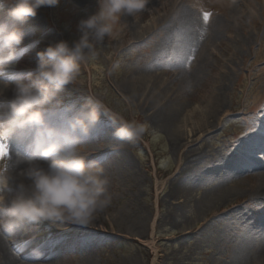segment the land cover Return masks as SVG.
<instances>
[{
    "label": "bare ground",
    "instance_id": "6f19581e",
    "mask_svg": "<svg viewBox=\"0 0 264 264\" xmlns=\"http://www.w3.org/2000/svg\"><path fill=\"white\" fill-rule=\"evenodd\" d=\"M75 1L78 5L91 2V0ZM183 1L185 0L180 2L179 0H157L156 3L149 0L143 11L136 13L134 16H129L132 19L137 18L138 15L140 19L148 17L150 18L149 24L140 27L132 22L129 29L132 32L131 35L137 39L159 36L161 43L157 46L159 48L155 51L157 52L155 58L160 62H165L163 59L168 60L169 62L165 66L170 70H178L177 68L182 64L185 51L190 53L194 51L197 59L190 70L185 71L183 69V71L179 70L177 73L171 74L172 79L170 81L176 82L179 90L181 88L185 91L187 89H200L198 86L202 87L206 83L204 79L211 70L216 71L213 81L215 88L199 94V97L194 99L198 107L191 109L189 112V118L195 119L199 116V121H202L201 127H207L209 124L215 125L217 117L226 113L223 101L226 93L225 89L229 85L236 64L238 65V61H243L244 46L249 45L251 37L255 36L252 29H250V32H246L243 31L242 26H247L245 25L246 20H253L255 14L263 9L264 5L259 1L258 3L256 1L250 3V0H215L217 4L221 2L223 6L220 8L221 10L218 9V13L209 17L207 23H204L203 19L194 16L185 8ZM0 14V21L5 20L6 9L3 12L0 11ZM254 24L256 26L257 22ZM236 26L239 28L236 29ZM17 27L27 33L37 31L34 17H30L25 24L17 25ZM239 29L243 32L238 34ZM201 36L203 37L202 41H200ZM226 37H228L229 44L224 46L225 49L223 50L231 52H228V57H226L224 51L219 53L215 49L218 47L217 43L220 42V45H222L221 41L227 42L224 40ZM23 43L26 44L28 49L23 58L28 60V62L25 61L27 66L22 67L24 61L20 59L15 70H20L23 73L29 71L35 73L37 68H35L34 63L32 64V60L36 57L30 54L34 53L36 55L38 50L36 44L38 42L33 37L27 38ZM228 65L233 67V70L232 68L228 70L226 68ZM141 73L131 78L130 82L126 81L123 87L132 90L135 96H142L144 91L148 89L149 93L145 97L146 101H144V104H140L141 109L145 114L152 111L150 119L153 124L156 127L163 126L174 135V143H172L174 150L181 149V147L185 148L180 157L176 152L177 157L181 158L180 164L175 180L162 197V203L166 206V211L158 220L160 225L162 227L169 226L171 229L175 228L179 215L185 212L184 210L192 201V195L197 194L201 187L205 186L206 189L201 199L195 201L197 215L201 218L204 216V218H200L201 221L197 230L193 231L194 222L191 229L188 228L192 231L190 235L194 238L209 241L207 249H210V251L207 254H210L214 261H220L218 255L223 251L222 264H264V214L261 217L263 219H259L260 214L255 208L257 205L264 204V155L260 158H253L255 160H251L252 165L246 163L250 160L239 159L241 151L250 145L249 143L255 141L262 147L257 150L264 154V134L253 131V129L259 127L260 123L264 122V108L259 112L261 118H263L262 121L256 119V123H247L246 130L238 131L237 137L228 142L230 148L226 152L214 153V149L210 151L211 159L207 166L201 169L198 166V159L202 155L206 157V149L201 143L203 139H200V135L196 136L197 130L184 131L180 125L181 110L185 109V104L177 105V101L170 100L171 97H167L164 93L165 89L160 91L161 96H164V101L161 103L160 99L158 100V95H154L157 90L155 85L159 88L160 85L165 83L159 76L150 71L143 70ZM76 101H65L62 104H75L79 107L80 102ZM158 104L161 107L154 111L155 105ZM202 104H205V106L199 107ZM58 115V113L46 114V119L51 124H58L60 120L56 119ZM100 118H102L101 115ZM106 119L107 117L104 116L92 129L89 140L81 146V154L85 155L87 159L101 161L106 170L105 175L109 179L108 189L117 191L119 186L125 185L121 195H124V193L128 195L130 189L133 188L132 182L136 176L131 173L130 161L126 155L127 142L118 141L112 136L113 126ZM188 122V119H185L184 125L187 126ZM201 133L203 134V132ZM205 137L208 140L211 139L210 135ZM25 143L26 141L24 143L12 141L10 147L12 150L23 152ZM249 170L252 172L248 179V182L251 183L249 190H243L239 200L232 201L228 208L216 210L222 206L221 204L227 203L234 196L233 188L240 183L236 180L242 175H246ZM210 173L215 178L206 180L205 175ZM232 204L234 205L230 207ZM243 207L251 210L252 222L248 221ZM101 215H105V217L102 216L103 220L106 219L110 223L112 233H106V230L99 229L94 225L101 222ZM197 218L195 216L196 223L198 222ZM115 225L122 231V236L124 234L125 238L134 239L138 242L141 241L140 238L146 235V232L150 231L152 235L155 232V220H152L150 216H144L139 209L132 212L129 199L113 211L109 206L104 213L99 214L92 223L86 226L61 225L52 227L48 224H39L21 227L12 233L0 231V264H35V250L43 253L38 264H64V260L68 264H99L97 260L100 257L98 256V248L88 246L87 241L84 239L76 240V235L81 231L96 237L99 235L116 237L118 235L113 231ZM183 225L185 226L184 223ZM131 234H134L133 237L135 238H130L132 237ZM147 245L155 251L156 248H154L153 242H149ZM76 250H78L77 254L79 255L77 259L70 254V252ZM128 261L125 262L128 263ZM151 264H155V262L152 261Z\"/></svg>",
    "mask_w": 264,
    "mask_h": 264
},
{
    "label": "rangeland",
    "instance_id": "374dc122",
    "mask_svg": "<svg viewBox=\"0 0 264 264\" xmlns=\"http://www.w3.org/2000/svg\"><path fill=\"white\" fill-rule=\"evenodd\" d=\"M156 1L153 0V2ZM253 1L257 3L259 1L264 5L263 0V2L261 0H250L249 2L254 3ZM183 4L190 13L201 19H203V13L208 12L210 16H213L223 6L221 2L217 4L215 0H185ZM96 9V0H91L90 3L85 5H78L75 0H59L58 5L55 7H41L37 10V14L34 17L37 31H34V33L32 31L28 33L24 32L23 41L34 37V40L38 42L36 44L38 46L37 52L44 50L50 43L59 41L71 43L80 36L78 22L95 12ZM3 10L5 9H0L2 12ZM136 17L134 19L129 16L121 17V20L115 26L113 36L110 38L106 37L103 42L96 45L97 55L94 58H90L86 64L81 65L80 75L76 82L72 86H66L58 94L57 99L62 103L77 100L76 102H80L81 105L84 103V96L95 97L102 102L104 110L118 113L126 120H135L146 125V132L140 140L126 143V155L130 161L131 173L136 176L132 182L133 188L130 189L128 195L125 193L121 195V191L125 185L119 186V190L117 191L111 189H108V191L111 197L110 208L112 211L130 199L132 212L139 209L144 216H150L152 220H155V232L153 235L150 231L146 232V235L140 238L141 241L138 242L134 239L125 238L124 234L122 236V231L115 225L113 231L118 235L116 237L110 235H99L96 237L79 231L80 233L76 235V240L84 239L87 241L86 244L88 246H96L98 248V256L100 257L97 260L99 264H151L152 261L155 264H222L223 251L218 255L220 261H214L213 257L207 254L210 251V249H207L209 241L207 239L202 240V238L192 237L190 235L192 231L188 230V228L191 229L193 222L195 223L192 226L193 231L199 228L201 216L199 217L196 213L195 201L201 199L206 189L205 186H202L197 194L194 193L192 195V201H190L189 206L184 210L185 212L179 215L175 228L171 229L169 226L162 227L160 225L158 220L166 211V206L162 203V197L169 189L173 180H175L181 159L179 157L185 148L181 147V149H177L179 151L174 150L172 145L174 143V135L163 126L159 125L156 127L153 124L150 119L152 111L145 114L143 109H141L140 104H144V101H146L145 97H147L149 90H145L142 96H135L132 90L125 89L123 85L126 84V81L130 82L131 78L136 74H142L141 71L143 70L150 71L162 79L165 84L160 85L159 88L155 85L157 90L154 92V95H158V100L160 99L162 103L164 96H161L160 91L165 89L164 93L167 97H171L170 100L177 101V105L181 103L185 104V109L181 110L180 125L184 131L197 130L196 136L200 135V139H203L201 143L204 149H206V157L202 155L198 159V166L201 169L205 168L211 159L210 151L214 149V153L226 152L230 148L228 142L237 137L238 131L246 130L247 123H256V119L263 120L259 112L264 108V105H262L264 104V7L255 14L253 20H246L247 24L245 23V25L247 26H242L243 31L246 32H250V29H252L255 36L252 34L254 37H251L249 45L244 46L243 61H238V65L236 64L229 85L225 89L226 93L223 101L226 113L219 115L217 121L214 119L216 121L215 125L209 124L207 127H201L202 121H199V116L195 119L189 118V112L191 109L198 107L194 99H197L199 94L215 88L213 81L216 71L214 69L211 70L206 79H204L206 83L202 87L199 85L198 88L200 87V89L198 90L187 89L185 91L182 88L180 90L177 89V83L170 81L172 79L171 74L177 73L179 70L183 71V69L189 71L197 56L194 51L191 53L185 51L182 64L177 68L178 70L174 71V69L170 70L166 68L165 65L169 62L168 60L163 59L165 62L161 61V63L155 58L157 54L155 51L158 50L157 48L159 47L157 46L161 43L159 36H148L143 39H137L131 35L132 32L129 28L132 22L140 27L149 24L150 18L145 17L140 19L139 15ZM255 22H257L256 26ZM238 26L240 27V25ZM238 26H236V29L239 28ZM240 29L237 31L238 34L243 32ZM258 33L259 35L257 36ZM202 39L203 37L201 36L200 41ZM224 40L227 42L221 41L222 45H220V42L219 44L217 43L218 47L215 49L219 53L224 51L227 55L226 57H228V52H231L223 50L225 49L223 47L229 44L228 37L224 38ZM19 47L26 48V44L22 43ZM30 55L36 57L34 53ZM24 56L25 54L20 58L24 61L22 67L27 66L26 63L28 62V60L23 59ZM33 63L35 64V68H37L36 58H33ZM15 68L8 69L5 75L23 73L20 70H15ZM226 68L228 70L232 68L233 70V67H230V65ZM53 106L55 107V105ZM203 106L205 104L199 107ZM159 107L161 105H155L154 111ZM104 116L101 113V117L103 118ZM102 118L100 119L102 120ZM56 119H60L59 115ZM185 119L189 121L187 126L184 125ZM56 122L58 121L56 120ZM210 126L211 128H209ZM253 131L264 134V122L260 123L259 127L253 129ZM208 135L211 136L210 140L205 137ZM249 144L239 154L240 160H250V162L246 161L248 165L251 164V160H255L253 158H260L264 155L260 150H257L258 148H262L259 146V143L255 141ZM176 152L179 157H177ZM250 171L236 180L240 183L236 184L233 188L234 196L227 203L221 204L222 206L216 210L228 208L232 201L239 200L243 190H249L251 183L248 182V179L251 176L250 173H252ZM204 178L210 180L214 179L215 176L210 173L209 175H205ZM115 202L117 203L115 204ZM255 208H257V212L260 214L259 219H263L264 204L257 205ZM243 209L248 221L252 222L251 210L246 207H243ZM102 216L105 217V215H101V222L94 225L99 229L106 230V233H112L110 223L106 219L103 220ZM195 216L198 217L196 219L197 223ZM131 235L132 237L130 238H135L133 237L134 234ZM149 242H153L154 248H156L155 251L147 245ZM78 250L70 252L75 259L79 257L77 254ZM64 261V264H68L66 260ZM125 261H128V263Z\"/></svg>",
    "mask_w": 264,
    "mask_h": 264
},
{
    "label": "clouds",
    "instance_id": "9594fccd",
    "mask_svg": "<svg viewBox=\"0 0 264 264\" xmlns=\"http://www.w3.org/2000/svg\"><path fill=\"white\" fill-rule=\"evenodd\" d=\"M96 2V11L78 22V39L50 43L38 51L35 73L6 76L28 51L19 47L24 32L17 25L59 0H0V9H6V19L0 21V231L92 223L111 204L109 179L101 161L87 159L81 146L101 113L118 141L140 140L146 132L145 124L104 110L95 97L84 96L79 107L57 99L76 82L81 65L97 55L96 45L113 36L121 17L143 11L149 0ZM55 113L60 122L51 124L46 114ZM12 141H26L24 151L12 150ZM34 255L38 264L43 253L35 250Z\"/></svg>",
    "mask_w": 264,
    "mask_h": 264
},
{
    "label": "snow or ice",
    "instance_id": "6c2138e0",
    "mask_svg": "<svg viewBox=\"0 0 264 264\" xmlns=\"http://www.w3.org/2000/svg\"><path fill=\"white\" fill-rule=\"evenodd\" d=\"M209 16H210V13H208V12L203 13L204 23H207L208 22Z\"/></svg>",
    "mask_w": 264,
    "mask_h": 264
}]
</instances>
